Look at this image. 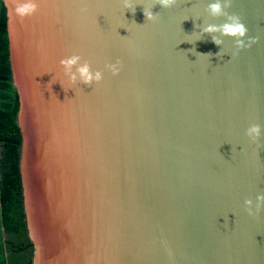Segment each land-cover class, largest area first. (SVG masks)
Returning <instances> with one entry per match:
<instances>
[{"label":"water","instance_id":"1","mask_svg":"<svg viewBox=\"0 0 264 264\" xmlns=\"http://www.w3.org/2000/svg\"><path fill=\"white\" fill-rule=\"evenodd\" d=\"M2 2L31 264H264V210L244 203L264 194V0H232L259 37L245 50L200 36L224 22L212 0L149 22L151 0H40L23 22ZM73 54L103 81L70 85Z\"/></svg>","mask_w":264,"mask_h":264},{"label":"trees","instance_id":"2","mask_svg":"<svg viewBox=\"0 0 264 264\" xmlns=\"http://www.w3.org/2000/svg\"><path fill=\"white\" fill-rule=\"evenodd\" d=\"M6 22L0 0V264H31L33 246L27 237L19 172V101L11 80Z\"/></svg>","mask_w":264,"mask_h":264},{"label":"clouds","instance_id":"3","mask_svg":"<svg viewBox=\"0 0 264 264\" xmlns=\"http://www.w3.org/2000/svg\"><path fill=\"white\" fill-rule=\"evenodd\" d=\"M177 4L178 0H151V4L143 8L146 22L159 19V13L154 14L152 11L154 6L159 5L162 9L168 10L176 7ZM136 5L137 4H135L133 0H123V8L127 11H131L133 15L135 14ZM40 7V0H12L11 10L13 15L23 22L35 17L40 12ZM231 7L232 0H212V2L207 5L206 12L214 19L223 18L224 22L221 24L204 23L199 25L200 36H210L212 42L217 46L223 44V38H230L234 40L235 47L238 50L251 48L252 45L259 42V37L248 36V28L242 22V18L239 15L230 13L229 10ZM196 27H198V25H196ZM199 40L202 39L198 38L197 41ZM245 40H247V43H245ZM208 56H210V54H208ZM217 56L220 57L221 53H217ZM59 64L63 76L72 86L83 84L87 87H92L94 84H100L103 81V72L99 70L94 71L91 64L83 60L80 55L73 54L62 58ZM105 67L113 76H118L123 66L121 61L117 60L115 63L107 64ZM52 84L51 81L49 85L51 86ZM60 84L65 92L69 90L65 89L62 83ZM245 134L251 143L258 144L261 139L262 128L259 124H252L247 128ZM244 203L249 216H259L260 212L264 210V194L257 195L255 203L252 199H247Z\"/></svg>","mask_w":264,"mask_h":264}]
</instances>
